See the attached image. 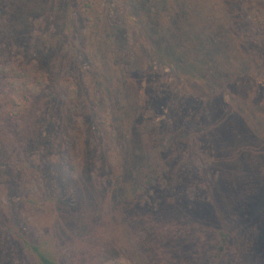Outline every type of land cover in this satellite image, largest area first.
<instances>
[{"label": "rangeland", "instance_id": "374dc122", "mask_svg": "<svg viewBox=\"0 0 264 264\" xmlns=\"http://www.w3.org/2000/svg\"><path fill=\"white\" fill-rule=\"evenodd\" d=\"M247 2L9 1L0 264H40L16 233L60 264H207L217 228L236 230L219 264H264V18ZM19 68L39 84L3 103Z\"/></svg>", "mask_w": 264, "mask_h": 264}, {"label": "trees", "instance_id": "16d2710c", "mask_svg": "<svg viewBox=\"0 0 264 264\" xmlns=\"http://www.w3.org/2000/svg\"><path fill=\"white\" fill-rule=\"evenodd\" d=\"M9 1L10 0H0V17L2 13L7 11L6 9L9 8ZM247 6H249L254 11L260 10V20L264 18V0H248ZM17 72L22 74L20 77L15 78V80L11 81V84H7V88H13L16 91V94H11L8 89L5 91V96L3 98V103L12 105H19L20 106V99L18 97L17 92H22V96L25 98L27 96L26 93L33 90V86H37L39 84L40 76L35 73V78H32V74L24 72L22 69H18ZM7 101V102H6ZM206 105L199 106L198 116L195 118L194 126L198 125V121L200 118V114H202V110ZM153 180V176L149 175L146 178L145 186L150 185ZM16 233V232H15ZM218 236V244L214 249L209 261L207 264H219L225 253L228 251L230 244L234 237L236 236V230H227L223 228H217L215 232ZM18 237H21L25 249L32 254L40 264H60L55 258H53L43 247L40 243L32 240L31 238L16 233Z\"/></svg>", "mask_w": 264, "mask_h": 264}]
</instances>
